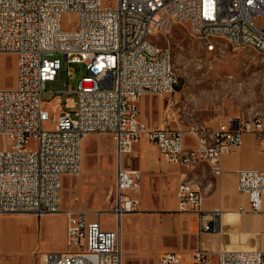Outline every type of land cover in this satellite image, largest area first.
<instances>
[{"label": "built area", "instance_id": "built-area-1", "mask_svg": "<svg viewBox=\"0 0 264 264\" xmlns=\"http://www.w3.org/2000/svg\"><path fill=\"white\" fill-rule=\"evenodd\" d=\"M70 14L76 21L63 25ZM176 21H187L209 43L230 35L236 47L246 42L264 47V0H0L1 57L14 58L15 82L4 86L0 71V214L64 212L65 251L43 252L40 264H122L119 224L134 212L141 173L121 167L122 154L145 136L173 164L206 162L221 171V156L252 133L264 150V122L238 121L231 129L199 125L185 132L168 125L149 126L139 117L144 94L174 92L178 84L170 49L159 45L158 33ZM61 54L62 60L54 56ZM81 62L86 75L76 88L53 90L45 99L46 82L58 79L62 65ZM73 94V95H71ZM63 95L64 98H63ZM107 132L115 144L114 198L103 220L97 211L62 208L65 176L81 170L84 137ZM195 133L203 141H195ZM237 191L246 194L253 211L263 210L264 170L239 169ZM199 188L181 180L177 209L197 214L198 233L215 229L219 211L200 210ZM192 264H264L262 250L220 249L216 259L199 247ZM156 264H183L173 250L160 253Z\"/></svg>", "mask_w": 264, "mask_h": 264}, {"label": "rangeland", "instance_id": "rangeland-1", "mask_svg": "<svg viewBox=\"0 0 264 264\" xmlns=\"http://www.w3.org/2000/svg\"><path fill=\"white\" fill-rule=\"evenodd\" d=\"M75 21L74 15L67 14L62 24L69 25ZM215 40V48L208 50L187 21H176L168 30L157 34L155 41L170 49L178 84L175 92L143 96L144 102L152 106L150 115L155 125L174 126L187 133L195 126L220 124L229 117L248 118L256 111L264 116V54L251 48L235 47L224 38ZM54 56L63 62L61 54ZM68 67L71 74L67 73L64 63L58 79L46 82L45 99H54L53 90H65L69 86L76 88L77 82L86 75V67L81 62H72ZM0 71L3 85L13 86V56L1 57ZM115 158V144L109 133L87 134L82 142L80 173L64 177L62 208L96 210L103 220L109 221L106 213L114 198ZM137 191L132 196L138 201L134 212H139V215H131L125 222L126 227H133L137 231L133 237L130 233L122 237L123 243H128V247L123 248L124 253L134 256H139L144 250L142 225L148 227L149 219L155 220L160 228L157 234L161 245L169 243L165 236L170 225L162 209L140 208L135 196ZM7 214L11 213L0 216ZM141 216L146 218L142 219ZM88 218L94 219L96 215L91 212ZM182 256L183 264H192L190 255ZM212 256L215 260L216 254ZM151 261L153 257L148 255L136 264H149Z\"/></svg>", "mask_w": 264, "mask_h": 264}, {"label": "crops", "instance_id": "crops-1", "mask_svg": "<svg viewBox=\"0 0 264 264\" xmlns=\"http://www.w3.org/2000/svg\"><path fill=\"white\" fill-rule=\"evenodd\" d=\"M144 95L137 103L139 117L147 125L157 126L150 115L152 106L144 102ZM239 119L241 118L229 117L222 123L235 129ZM218 125L213 123L209 126ZM185 139L187 144L192 143L188 133H185ZM121 167L139 170L141 173L135 195L140 202V208L162 209L170 221L165 236L169 243L163 245L160 244L157 234L160 228L153 218L149 219L148 227L142 225L140 229L145 234L142 240L144 250L139 256H134L124 253L123 248H127L128 243H123L122 237L128 233L133 237L137 230L126 227L125 222L127 217L139 215V212L124 214L120 221L122 264H136L148 255L153 257L149 264H156L160 253L166 250L176 251L181 256L190 255L191 258L192 252L198 247L207 249L211 254H216L220 249L264 251V198L263 210L253 211L249 207L247 195L239 193L236 187L237 170H264V150L252 133H244L241 145L221 156L219 173L213 172L206 162H196L188 166L170 163L145 136L135 142L130 153L122 156ZM183 179L189 180L201 191V211L207 215L219 211L214 230L199 234L197 214L177 209L176 188ZM66 222L67 216L64 212L1 215L0 264H40L43 252L65 251Z\"/></svg>", "mask_w": 264, "mask_h": 264}, {"label": "bare ground", "instance_id": "bare-ground-1", "mask_svg": "<svg viewBox=\"0 0 264 264\" xmlns=\"http://www.w3.org/2000/svg\"><path fill=\"white\" fill-rule=\"evenodd\" d=\"M216 38H224L226 39L231 45L235 46L236 47V44L235 42H233L232 40V36L230 35H216L215 36V39ZM216 41V40H215ZM215 41H212L209 43V50L215 48ZM245 48H251V49H254L262 54H264V47L263 46H255V44L253 42H246L245 43ZM262 112L260 111H256L254 112L250 117L248 118H241L240 119V122L241 123H251V120H255L256 116L257 115H260ZM262 122H264V116L262 115ZM195 141H203V134L202 133H195ZM132 151V150H131ZM130 151V152H131ZM130 152H126L124 154H122L121 156H124L125 154H128ZM189 184H191L189 182ZM199 199H201V193L199 192ZM110 209H108V212H109ZM119 230H120V224H119Z\"/></svg>", "mask_w": 264, "mask_h": 264}]
</instances>
